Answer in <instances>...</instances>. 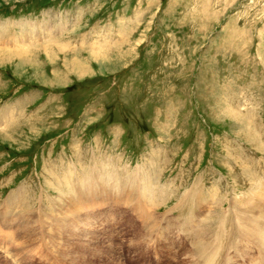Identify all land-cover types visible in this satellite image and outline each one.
<instances>
[{
	"label": "rangeland",
	"instance_id": "374dc122",
	"mask_svg": "<svg viewBox=\"0 0 264 264\" xmlns=\"http://www.w3.org/2000/svg\"><path fill=\"white\" fill-rule=\"evenodd\" d=\"M51 18L0 42V264H197L198 234L210 264H253L251 235L217 234L240 203L264 232V0H0L14 32ZM90 162L113 183L68 206L55 177ZM119 173L170 194L142 218ZM196 180L204 215L176 208Z\"/></svg>",
	"mask_w": 264,
	"mask_h": 264
},
{
	"label": "bare ground",
	"instance_id": "6f19581e",
	"mask_svg": "<svg viewBox=\"0 0 264 264\" xmlns=\"http://www.w3.org/2000/svg\"><path fill=\"white\" fill-rule=\"evenodd\" d=\"M53 18L51 19H43V21H35L33 23H29V24H24L25 26L28 27L27 28H24L25 26L22 25L20 27H18L17 29H19L18 32H14L12 30H10V25L8 24V22H1L0 23V42H2V47L3 49H5V51L7 50V48H19L21 46H18V45H22V47H24V45H31L33 42H36L38 41L39 39L41 38H44V33H48L51 31V28H53L56 23L53 22ZM12 24V23H11ZM14 25V24H13ZM37 26H38V31H39V36L37 37L35 34L31 36V33L35 32L37 30ZM61 27V24H57V28L60 29ZM62 28V27H61ZM53 31V30H52ZM30 37V38H29ZM18 43V44H17ZM1 47V48H2ZM15 51V50H14ZM9 54V53H7ZM2 57V56H0ZM17 109V108H16ZM8 119V118H7ZM4 124V123H3ZM6 125V124H5ZM4 128V127H3ZM2 128V129H3ZM251 141V140H250ZM257 144V143H256ZM253 145V144H252ZM255 146V144H254ZM258 147V146H257ZM256 149V148H255ZM83 155V154H82ZM154 158V157H153ZM149 162V161H148ZM93 164V165H92ZM96 163H92L90 162V165L86 168V172L84 173H78L77 170H73V168L71 169H68L67 167H65L66 169H68L67 171L65 170L64 173L61 174V176L58 174V176L60 177H55L56 179L59 178V182L56 183V188L58 189V193L61 192V191H64V189H69V190H73L74 193L76 194V197H74L73 195L70 196L69 198V202L67 204H69L68 206H71V207H74L75 205L78 204L79 206V201H81L83 198H85V195H90L91 197H93L92 195V191H101L103 192L106 191V187H109L113 182L110 181L109 179H100L99 181V177L97 174H99L102 169H98L96 167H98ZM67 166V164H66ZM71 166H69L70 168ZM109 167V166H108ZM120 167V166H119ZM104 169L109 172V171H113V172H116L117 170L116 169H113V168H105ZM55 170V169H54ZM147 170V169H146ZM241 170V169H240ZM142 171V170H141ZM119 172V171H118ZM126 172V169H121V173H125ZM145 172V171H144ZM142 172V174L147 177L150 181L152 180L151 176L149 174H147V172ZM50 173L53 175L54 171H50ZM58 173V172H57ZM56 173V174H57ZM111 173V172H110ZM128 173V172H127ZM139 173V172H138ZM55 174V173H54ZM107 175V173H105ZM120 174V173H119ZM245 174V173H244ZM101 175V174H100ZM99 175V176H100ZM102 175H104L102 173ZM121 175V174H120ZM133 175V174H132ZM131 175V176H132ZM55 176V175H54ZM123 176V175H121ZM61 177H63L61 179ZM103 177H106V176H103ZM120 177V176H119ZM124 177V176H123ZM141 177V176H140ZM139 177V178H140ZM241 177V176H239ZM115 178V177H114ZM126 178V179H124ZM124 178H119L117 179V181L115 180L114 184H117L119 185L116 189L118 192H122V199L123 197L127 198V197H131L129 194H127V191H129L128 189L130 188L131 191L129 192H136L139 191L140 194L142 195H145V200L142 201L138 198V202L134 203L131 207V210L134 211L135 213L139 214V216H142V218L147 214L148 212V207H150V209H154V208H157L158 206H160L159 204L161 203V201L166 197L168 196L169 193H167L168 191V188L166 185H159L157 187H150V181L146 180H143V181H140L139 179H136L135 181H133L131 179L130 182H133V184H129L128 185V182H125L124 181H127L128 179H130V177L126 176ZM250 178V177H249ZM123 179V180H122ZM141 179V178H140ZM257 179V178H256ZM153 181V180H152ZM239 182V180H237ZM91 182V183H90ZM141 182V183H140ZM143 182V183H142ZM154 182V181H153ZM241 182V181H240ZM85 186H82V184H85ZM82 188H81V186ZM93 184V185H92ZM154 184V183H153ZM240 184V183H239ZM155 185H156V182H155ZM200 185V180H196V182H194V189L191 187V190L194 191L193 193L191 194H186V192H184V200H181L178 202V204L176 205V208L177 207H182V209L185 211H187L186 213H189L191 211H195L196 209H194L195 207L198 208L199 207V212L202 213V211H204L206 208L204 206V204H200L202 199L201 197L199 196V186ZM55 186V185H54ZM53 186V187H54ZM113 186V185H112ZM111 186V187H112ZM201 186V185H200ZM51 187V186H50ZM105 187V188H104ZM150 187V188H149ZM216 187V186H215ZM173 188V187H172ZM235 188V187H234ZM175 189V188H174ZM210 189V187L208 188ZM223 189V188H222ZM228 189V188H227ZM243 189V188H242ZM52 190V189H51ZM217 190V189H215ZM225 190V189H224ZM18 191V190H17ZM30 191V190H29ZM188 191V190H187ZM191 191V192H192ZM98 192V193H99ZM228 192V191H227ZM256 192V191H255ZM13 193V192H12ZM62 193V192H61ZM70 193V192H69ZM69 193H66V194H69ZM111 193V192H110ZM204 193H205V190H204ZM260 193V192H258ZM186 194V195H185ZM213 194V193H212ZM211 194V195H212ZM228 194V193H227ZM233 194V193H231ZM244 194V193H243ZM261 194V193H260ZM259 194V197L261 196ZM56 195V194H55ZM98 195H101V194H98ZM96 194V196H98ZM118 195V194H117ZM182 195V193H181ZM236 195V194H235ZM258 195V194H257ZM59 196V194H58ZM137 196V195H136ZM135 196V197H136ZM202 196V195H201ZM232 196V195H231ZM234 196V195H233ZM239 196V195H238ZM246 196V195H245ZM248 196V195H247ZM14 197V196H13ZM56 197V196H55ZM89 197V196H88ZM118 197V196H117ZM134 197V196H133ZM241 197V196H240ZM64 198V197H63ZM66 198V197H65ZM132 198V197H131ZM216 198V197H215ZM214 198V199H215ZM257 198V197H255ZM50 199V198H49ZM55 199V198H54ZM86 199V198H85ZM210 199V198H209ZM237 199V198H236ZM235 199V200H236ZM251 199V198H249ZM258 199V198H257ZM63 200V199H62ZM90 200V199H88ZM205 200V199H204ZM239 200V198H238ZM256 200V199H254ZM254 200H252L251 202H253ZM226 201V200H225ZM241 201V200H240ZM245 201V200H244ZM258 201V200H257ZM256 201V202H257ZM24 202V201H22ZM57 202V201H56ZM90 202V201H89ZM53 203V202H52ZM63 202H61L62 204ZM133 203V202H132ZM146 203V204H144ZM148 203V205H147ZM213 203V202H212ZM220 203V202H219ZM234 203V202H233ZM239 203V202H238ZM22 204V203H21ZM126 204V203H125ZM216 204V203H215ZM229 204V203H228ZM235 204V203H234ZM26 205V204H25ZM95 205V204H94ZM121 205V204H120ZM53 206V205H52ZM58 206V205H57ZM83 206V205H82ZM81 206V207H82ZM220 204H216L215 207L218 211V208H219ZM227 206V205H226ZM6 207V206H5ZM212 207V206H211ZM246 203H240L239 205H235V209L233 210V212L231 213V217H224V214H223V225L224 227H226V231L221 229L218 234H217V238L218 240L220 241L219 244H220V247H224L226 248L228 244H232V241L231 239L233 238V236H239V237H244L246 235V237H250L251 235V239H252V243H255V245L259 248V249H264V232L262 231V227L259 228L260 226V223L258 221V218L256 217H252V219L248 216H246V212H244L246 210ZM11 209V208H10ZM33 209V208H32ZM182 209L180 211H182ZM223 209V208H221ZM83 210V209H82ZM80 210V211H82ZM9 211V210H8ZM37 211V210H36ZM176 211V210H175ZM197 211V210H196ZM216 211V212H217ZM249 211V210H248ZM85 212V211H84ZM221 212V210L219 211ZM75 213V212H72V214ZM134 213V214H135ZM141 213H143V215H141ZM145 214V215H144ZM191 214V213H189ZM203 214V213H202ZM146 215V216H147ZM192 215V214H191ZM204 215V214H203ZM37 216V215H36ZM208 216V215H207ZM210 216V215H209ZM226 216V214H225ZM22 217V216H21ZM75 217V216H74ZM217 217V216H216ZM214 217V218H216ZM220 217V216H219ZM218 217V219H220ZM53 219V218H52ZM202 219V218H201ZM205 219V217L203 218V220ZM217 219V218H216ZM63 220V219H62ZM145 220V218H144ZM186 220V219H185ZM210 220V219H209ZM24 221V220H23ZM54 221V220H53ZM215 221V220H214ZM64 222V221H63ZM188 222V221H187ZM57 223V222H56ZM189 223V222H188ZM207 223V222H206ZM205 223V224H206ZM218 223V222H217ZM240 223L242 224L240 226ZM190 224V223H189ZM220 224V223H219ZM26 225V224H25ZM149 225V224H148ZM221 225V224H220ZM208 227V226H207ZM211 227V226H210ZM213 227V226H212ZM216 227V226H215ZM54 228V227H53ZM77 228V227H76ZM214 228V227H213ZM197 230V229H196ZM42 231V230H41ZM191 231V230H190ZM204 231V230H203ZM207 231V230H206ZM26 232V231H25ZM42 233V232H41ZM40 233V234H41ZM202 233V232H201ZM216 234V232H215ZM51 235V234H50ZM43 235L41 234V237ZM56 236V235H54ZM198 236L203 239L204 237H202L203 235L201 234H198ZM215 236V235H214ZM196 238V237H195ZM212 238V237H211ZM245 238V237H244ZM63 239V238H62ZM202 239H198L199 240V245L197 246V250L199 251L198 253L200 254L202 258V260L200 261V263H197V264H210L211 262V257L209 255V252L208 250L211 252L210 250V247L208 249V243L207 242H202L201 240ZM254 241V242H253ZM53 242V241H52ZM55 242V241H54ZM204 243V244H203ZM214 243V242H213ZM212 243V244H213ZM43 245V244H42ZM207 247H205V246ZM214 245V244H213ZM230 250V249H229ZM258 252H261L260 250H258ZM187 253V252H186ZM218 254V253H217ZM198 256V254H197ZM214 256V255H212ZM264 252L262 253V255H259V258L255 259L254 260V263L253 264H264ZM228 257V256H227Z\"/></svg>",
	"mask_w": 264,
	"mask_h": 264
}]
</instances>
